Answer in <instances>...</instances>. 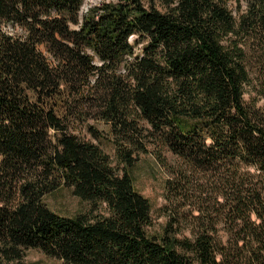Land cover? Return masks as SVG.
<instances>
[{"label": "trees", "instance_id": "obj_1", "mask_svg": "<svg viewBox=\"0 0 264 264\" xmlns=\"http://www.w3.org/2000/svg\"><path fill=\"white\" fill-rule=\"evenodd\" d=\"M85 3L0 0V264H264V0ZM147 153L190 208L156 235Z\"/></svg>", "mask_w": 264, "mask_h": 264}, {"label": "rangeland", "instance_id": "obj_2", "mask_svg": "<svg viewBox=\"0 0 264 264\" xmlns=\"http://www.w3.org/2000/svg\"><path fill=\"white\" fill-rule=\"evenodd\" d=\"M97 1L99 0H86L84 9ZM247 100H250L249 95H247ZM258 105L264 107V98L258 101ZM94 123L105 135L100 139H93V141L99 144L116 163V149L108 134L109 126L101 122ZM88 136L90 137V135ZM168 156L170 160L174 161L172 154L169 153ZM132 173L137 189L150 200L152 205L153 224L147 228L150 234L160 233L172 214L180 213L185 216L188 214L190 208L184 204L185 200L172 201L169 197L170 192L166 182L173 177V174L158 162L153 153L142 154ZM46 203L52 211L65 216H72L90 209L89 202L80 199L66 188H61L50 194L46 197ZM181 223V235L191 236V228H189L185 217L182 218ZM217 227L220 233H225L226 226L224 224L220 223ZM25 262L27 264H63L62 260L48 256L37 248L26 250Z\"/></svg>", "mask_w": 264, "mask_h": 264}]
</instances>
